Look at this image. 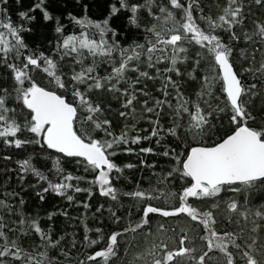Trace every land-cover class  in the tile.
<instances>
[{
	"label": "snow or ice",
	"instance_id": "obj_1",
	"mask_svg": "<svg viewBox=\"0 0 264 264\" xmlns=\"http://www.w3.org/2000/svg\"><path fill=\"white\" fill-rule=\"evenodd\" d=\"M7 3L8 0H0V68L10 73V81L5 82L7 86L0 83V141L17 149L36 143L60 154L52 165L59 182H52L30 159L18 162L21 180L23 174L30 172L39 181L47 182L42 193L51 191L65 196L69 190L75 193L87 191L90 198L89 189L73 184V181H84L85 177L74 176L62 166L61 157L74 159L85 172L96 174L87 183L97 186L100 195L117 201L119 193L114 181L120 179L125 168L136 166L117 165L113 158L120 145H125L124 151L132 152L127 145L140 144L143 140L155 138V143L160 145L164 136H168L178 141L176 147H165L160 153L174 166L157 177L158 187L147 192L136 190L123 194L142 203L139 222L111 233L104 249L88 254L77 264H98L100 260L104 264H116L121 260L123 264H264V203L253 202L258 192H264V55L257 58L258 54L264 53V21L246 25L251 13L246 12L245 0H225L222 8L216 5L220 14L215 19L205 14L206 5L202 0H168L167 4L163 0H137L136 3L117 0L110 5L109 15L103 21L67 13L68 20L80 28L79 33H65L66 25L48 10L46 0H38L19 16L32 21L35 16L30 13L39 10L43 20L53 24L60 37L53 55L29 48L22 33L31 29L13 24L7 8L2 7ZM253 4L264 8V0H250L247 8ZM80 6L87 13L88 4ZM175 10L183 13V23L160 30L153 23L144 29L148 34L145 43L136 42L127 48L122 47L116 38L118 33L110 26L111 18L121 11L129 12L128 23L138 29L140 12L167 25ZM194 12L197 15H193ZM197 19L207 25V31L199 26ZM89 29L96 35L90 37ZM218 29L227 34V42L217 34ZM241 40L250 46V51H237L236 42ZM193 42L207 55L197 52L195 59L189 61L188 49L183 45ZM114 54L119 56L118 66L114 64L107 75H100L97 59L112 63ZM89 57L91 64L85 66ZM66 58L71 59L79 70L72 67L71 74H66L62 63ZM237 59L242 63L237 65ZM189 63L191 68L187 67ZM141 64L146 70H141ZM202 67L204 71H201ZM149 70H154L155 74H150ZM127 72L135 73V79L128 80ZM249 76L251 82L247 79ZM144 81L159 82L160 96L149 97ZM192 84L195 89L186 95L182 89ZM81 85L85 91H81ZM93 90L115 93L123 109L118 115L124 119L136 113L134 104L141 103L138 97H145L141 107L147 114V122L152 125L149 135L137 134L129 138L126 125L124 131L114 136L112 121L105 115L106 105L94 102L88 95ZM216 91L224 97L223 104ZM161 115L170 122L167 128L160 123ZM225 115L226 125L222 122ZM81 125H89L91 131L82 129ZM132 127L135 128V124ZM97 131L103 136L94 138L93 133ZM24 132L33 134L35 140L21 139ZM206 140L211 143L206 144ZM140 152L157 154L152 147L141 148ZM146 166L155 167L154 164ZM185 179L191 183L184 185L178 193L162 191L166 184ZM234 185L242 186L246 193L243 202L236 199L223 202V192L241 191V187ZM42 193H37L41 201L44 199ZM170 196L178 198V207L169 210L144 203L162 198L167 201ZM18 197L19 193L15 191L0 192V264H61V257L70 259V251L62 245L64 237L53 240L38 220L18 218L9 224V219L17 215L16 206L9 198ZM66 198L73 200L72 195H66ZM190 198L209 199L212 203L198 211L188 203ZM218 200L221 203H217ZM19 203L24 201L20 199ZM83 206L89 207L86 202ZM221 208L227 212L226 216L218 215ZM102 209L103 205L97 212ZM108 211L119 223L121 218L116 212ZM62 214L67 216L66 211ZM150 214L163 218L187 214L202 226L204 235L198 239L203 247H198L185 229L171 228L164 223L153 227ZM52 215L55 213L49 214V220ZM218 225L229 227H220L218 231ZM29 233L39 238L35 251L25 248L21 239L13 238ZM129 233L133 238L125 239ZM137 233L145 238L152 236L153 243L144 251L133 254L132 249L138 247ZM84 239L91 245L98 243L87 236ZM122 239L125 244L123 256ZM230 246L232 250H229ZM72 247H76L75 243ZM48 249H55L58 255L50 256Z\"/></svg>",
	"mask_w": 264,
	"mask_h": 264
},
{
	"label": "trees",
	"instance_id": "obj_2",
	"mask_svg": "<svg viewBox=\"0 0 264 264\" xmlns=\"http://www.w3.org/2000/svg\"><path fill=\"white\" fill-rule=\"evenodd\" d=\"M36 2H38V0H8V3L2 7L7 8L8 14L10 15L11 21L14 25H23L25 29H31V31H25L22 33L24 41L30 49L43 51L48 55H53L56 41L60 38L59 34L55 33L53 24L51 22L44 21L39 10L34 13H30L35 16V19L32 21L23 20L19 16L20 12L28 11L29 8ZM136 2L137 0H129V3ZM167 2L168 0H163L164 4H167ZM46 3L49 6L48 10L53 12V14L66 25L65 33H79L80 28L68 20L67 13L72 12L78 17L86 15L92 21H103L109 15L110 5L117 3V0H79V2H77V0H46ZM85 3L88 4L87 13H85L80 6ZM248 3H250V0H245L246 12L250 11L251 13L247 17L246 25L251 26L254 21H264V8L253 4L251 8L248 9ZM202 4L206 5L204 8L205 14H208L215 19L217 15L220 14L216 5H220L222 8L225 5V0H202ZM209 9H211V12H209ZM193 15H197V13L194 12ZM128 16L129 12L121 11L117 16L112 17L110 20V26L118 33V37L116 38L122 47L125 48L136 42L145 43L144 38L147 37L148 34L144 31V29L146 27H150L153 23L157 25L158 30L163 27L171 26L174 23H183V13L180 10L173 11V19L168 21L167 25L164 24L162 20L153 21L147 13L140 12L139 29L128 23ZM197 23L202 29L207 31V25L203 21L197 19ZM88 31L90 37L96 35L94 30L89 29ZM217 34L221 35L227 42L226 33H223L218 29ZM183 46L188 49L187 55L189 57V61L195 59L197 52H200L202 56L207 55V53L200 49L194 42L191 44H184ZM236 49L237 51L240 49H245L247 51L251 50L250 46L243 40L236 42ZM261 55H264V53L258 54L257 58L259 59ZM91 60V57L86 59L84 62L85 66H90ZM118 61V54H114L112 63H107L106 61L98 58V73L100 75H107L111 71L114 64L118 66ZM62 63L66 74H71L70 68L72 67H76L77 70H79V67L74 65L71 59L66 58ZM241 63V60H236L237 65ZM159 67L163 68L164 65H159ZM187 67L191 68V63H189ZM141 70H146L143 64H141ZM204 70V67H202L201 71ZM149 71L150 74H155L154 70ZM125 75L128 80H134L136 76V74L132 72H127ZM247 79L249 82L252 80L251 76L247 77ZM9 81L10 73L4 68H0V83H4V86H7V83L5 82ZM144 84L147 85L145 91L148 92L149 97L160 96V93L157 91V88L160 86L159 82L144 81ZM123 86L122 82L121 87ZM80 87L81 91H85V87L83 85ZM219 87L220 85L217 84L216 88L219 89ZM194 89L195 85L192 84L187 85L186 88L182 90L185 91L186 95H189ZM88 95L94 99V102H100L102 106L106 105L105 115L112 121L111 131L114 136H118L122 131H124L126 125L129 130V138L137 134L147 136L151 132L152 125L147 122V114L143 113L141 107V103L145 97H138L141 103L134 104L136 113L129 119H124L118 115V112L123 109L121 108V101L116 99L115 93H110L104 90H93L88 93ZM216 95L220 97V103L223 104L224 97L221 93L216 91ZM107 109H110V111ZM102 118L103 117H101V119ZM222 122L224 125L227 124L226 115L222 117ZM160 123L164 126V128H167L170 122L163 115H161ZM133 124H135V128L132 127ZM80 127L91 131L89 125H81ZM93 135L94 138H100L103 136V133L97 131L93 133ZM20 138L35 140L34 135L28 132H24ZM177 143L178 141L175 140V138L164 136L160 145L155 143V138H152L151 140H143L140 144L127 145V147L133 149L132 152L124 151L125 145H120V147L116 149L118 154L113 158L117 165L123 167L126 164H133L136 166L130 169L125 168L123 173L120 175V179L118 181H114L119 193L117 201L111 200L110 197L100 195L97 186L86 182L95 178L96 174L94 172H85L74 159L66 160L61 157V163L66 172H70L74 176L85 177L84 181H73V184L91 191V197L89 198V192L87 191L75 193L69 190L66 195H72L73 200L68 201L66 195L59 196L51 191L48 193H42V189L47 187V182L39 181L38 178L30 172L23 174V180L20 179L21 172L18 162L24 159H30L33 165L48 176L52 182H59V177L56 176L52 165L55 163L56 157L60 154L56 153L54 150L47 149L46 147L42 148L36 143H29L17 149L0 141V192L15 191L19 193L18 198H9V202L16 206L17 215L11 217L8 222L11 224L17 221L18 218L38 220L40 226L51 233L53 240L60 236L64 237L62 245L70 251L71 258L65 259L61 257V264H77L78 260L84 259L88 254L104 249L107 245V238L111 233L123 230L130 224L134 225L139 222L142 212V203L132 200L123 194L136 190H145L147 192L150 188L158 187L156 184L157 177L166 173L174 166L170 159L160 155V153H162L165 147H176ZM205 143L210 144L211 141L206 140ZM193 145H195V142H193ZM146 147H152L157 154L140 152L141 148ZM183 147H187V142ZM179 150L180 149H178V151ZM5 157H11V159H5ZM141 161L144 162V165L141 164ZM153 164L155 165L154 168L146 166ZM113 175H115V173H113ZM188 183H191V181L187 179L175 180L170 184H166L162 188V191L178 193L181 188ZM233 187H241V191L237 193H232L230 191L223 192L221 194L223 202H227L231 199L243 202L246 193L243 192L242 186L234 185ZM37 193H42L44 195L43 201L40 200ZM20 199L24 201L23 204L19 203ZM85 202L89 205L88 208L83 206ZM253 202L257 205L264 203V192H258ZM144 203H152L154 206H162L172 209L178 207L180 202L177 197L170 196L167 201L162 198L159 200L145 201ZM188 203L195 207L198 211H203L209 204L212 203V201L209 199L197 200L190 198ZM217 203H221V201L218 200ZM101 205H103V209L100 212H97V209ZM108 209L115 211L121 218L119 223L114 221ZM65 211L67 212V216L62 214ZM52 213H55V215H52L51 220H49V214ZM218 215L226 216L227 212L221 208V212ZM149 219L152 222L153 227L157 224L164 223L171 228H182L187 230L189 237L195 239L196 245L198 247H203L201 241L198 239L199 236L204 235L202 226H200L198 222H193L187 214H181L177 217L169 218H163L159 215L150 214ZM220 227L229 226L218 225V231ZM96 229H100L101 231L97 232ZM169 235H171V233H169ZM177 235H179V231H177ZM85 236H87L89 240L96 239L98 243L96 245L89 244L88 241L84 239ZM13 238L21 239L23 246L32 251H35V246L40 243L39 238L34 233H29V235L23 237L18 235ZM132 238L133 234L129 233L125 239ZM135 239L138 242V247L132 249L133 254L144 251L153 243L152 236L145 238L140 233L135 234ZM73 243L76 245L75 248L72 247ZM176 244H178V241H176ZM124 247L125 244L122 239L120 241L122 256ZM229 250H232L231 246ZM48 252L49 255L53 257L58 255L55 249H48ZM98 264H104V262L100 260ZM116 264H123V261H117Z\"/></svg>",
	"mask_w": 264,
	"mask_h": 264
},
{
	"label": "water",
	"instance_id": "obj_3",
	"mask_svg": "<svg viewBox=\"0 0 264 264\" xmlns=\"http://www.w3.org/2000/svg\"><path fill=\"white\" fill-rule=\"evenodd\" d=\"M193 146H195V145H193ZM170 210V209H169Z\"/></svg>",
	"mask_w": 264,
	"mask_h": 264
}]
</instances>
